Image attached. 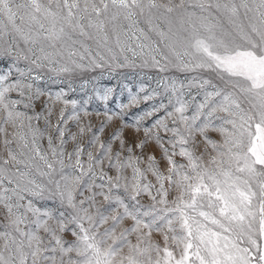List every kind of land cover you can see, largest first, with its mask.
<instances>
[{
	"label": "snow or ice",
	"instance_id": "obj_1",
	"mask_svg": "<svg viewBox=\"0 0 264 264\" xmlns=\"http://www.w3.org/2000/svg\"><path fill=\"white\" fill-rule=\"evenodd\" d=\"M0 143V264H264V0H0Z\"/></svg>",
	"mask_w": 264,
	"mask_h": 264
},
{
	"label": "rangeland",
	"instance_id": "obj_2",
	"mask_svg": "<svg viewBox=\"0 0 264 264\" xmlns=\"http://www.w3.org/2000/svg\"><path fill=\"white\" fill-rule=\"evenodd\" d=\"M148 75H152L155 76L156 73L154 71L152 72H148ZM99 75V71L97 70V72H93L90 74L86 75V78H90L91 76H98ZM139 77L138 76H134L130 71H125L124 74L122 75H117L114 77H108V76H104L102 78H100L98 81H95L91 84H89L86 89H84L83 91L81 90V88L79 87V81L77 82V85H74V87H76V91L75 92H70L68 98H77L80 99L85 95V92H87L88 95H93L92 94V88L96 87V88H105V87H112L115 89V93L114 95L117 97L118 100H127V87L126 86H131L133 88V90H135L136 85L138 83ZM43 87V84L41 85ZM52 91H56L58 90L59 87H67L66 85H50ZM13 96H15V93H13ZM46 99V96H42L40 98L39 101L36 102V111H40L42 108V103L43 101ZM62 105L60 104H56L55 107V112L54 115L52 117L53 122H55L58 113H59V109ZM116 103L115 102H109L108 107L111 109H115L116 108ZM141 107H146V105H142ZM132 112H136L138 111V109L136 108H132L131 109ZM110 114V113H109ZM105 111H104V105L101 101H99L98 99H96L93 96L90 108H89V115L87 117L84 116L83 113H81V120H91L92 125L94 128L98 127L100 122L102 120L105 119ZM151 121H147V123H150ZM41 126H43V122H40ZM124 125V137L126 140H128L129 142H132L133 140L135 141H139L142 139H145V133H144V129L143 127H141L139 129V131H136L133 127H132V119L129 117H126L125 120H121L119 117H114L113 122L106 126L105 128V132L102 134V139H107L108 135L110 132H112L115 128H117L118 126ZM69 129L72 132H76L77 131V126L73 123V122H69L68 125ZM209 135L214 138L219 140L220 139V135L218 132H210ZM88 139V134H86L83 137V141H86ZM197 140L201 141V147L203 146V142H202V138L197 135ZM82 141V142H83ZM45 147L46 145V140L44 141ZM73 146V142H69V144L67 145L68 149L70 150ZM199 151V149H198ZM210 151V150H209ZM134 153L136 155H141L144 157L145 161L147 159V156L149 154H154L157 158L158 161H160V167L161 170H165V162L162 159V150L159 148V146L155 143L154 140L152 139H148L145 147L141 150L138 148H134ZM0 154H3L4 156L7 155V152L4 150L3 148V144L0 143ZM86 159V157H85ZM177 160H181L180 157H176ZM205 159H207V157H205ZM183 162V161H181ZM145 164H141V167H145ZM105 170L109 172V174H114V169H108L106 167V162H105ZM126 175H131V170L128 169L126 170ZM148 179L152 180L155 183V178L149 173L148 174ZM166 187H167V183H166ZM175 195V190H170V194H169V199L171 200L173 198V196ZM99 201H102V198L98 197L97 198ZM142 202L143 203H149L150 201L148 200L147 197H143L142 198ZM39 203H44V202H39ZM3 209L0 208V213H3ZM3 219V216L0 215V220ZM125 223H129V221H126ZM153 238L155 240H157L158 242L162 243V238L155 234L153 235ZM134 239V237H133Z\"/></svg>",
	"mask_w": 264,
	"mask_h": 264
}]
</instances>
